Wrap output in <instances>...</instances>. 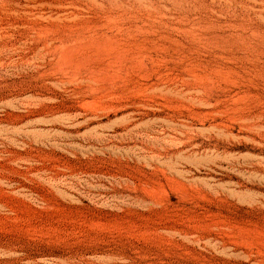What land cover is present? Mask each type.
<instances>
[{
	"label": "rangeland",
	"instance_id": "374dc122",
	"mask_svg": "<svg viewBox=\"0 0 264 264\" xmlns=\"http://www.w3.org/2000/svg\"><path fill=\"white\" fill-rule=\"evenodd\" d=\"M39 4L0 23V264H264V0Z\"/></svg>",
	"mask_w": 264,
	"mask_h": 264
},
{
	"label": "bare ground",
	"instance_id": "6f19581e",
	"mask_svg": "<svg viewBox=\"0 0 264 264\" xmlns=\"http://www.w3.org/2000/svg\"><path fill=\"white\" fill-rule=\"evenodd\" d=\"M39 3L41 0H0V23L6 17L8 19L9 16H20L21 13L36 7Z\"/></svg>",
	"mask_w": 264,
	"mask_h": 264
}]
</instances>
